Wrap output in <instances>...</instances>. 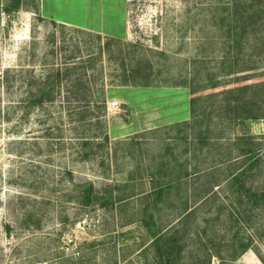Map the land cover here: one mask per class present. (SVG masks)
<instances>
[{"label": "rangeland", "instance_id": "rangeland-1", "mask_svg": "<svg viewBox=\"0 0 264 264\" xmlns=\"http://www.w3.org/2000/svg\"><path fill=\"white\" fill-rule=\"evenodd\" d=\"M11 1L0 0V264H155L156 232L173 225L185 196L227 174L229 164L220 161L243 134L261 144L251 183L264 188V119L232 124L217 96L202 103L206 114L196 123L209 145L195 138L197 131L190 137L184 126L175 127L190 120L191 98L236 86L192 94L175 85L203 86L207 74L220 71L218 20L212 19L219 0H35L38 11L21 0L20 10L7 13ZM241 56L238 67L255 68L242 85L264 81V53L244 48ZM87 59L95 61L85 70L89 104L68 103L72 88L63 81L52 103L31 105L53 69ZM122 61L148 69L135 78L158 86L119 84ZM111 101L119 109L109 111ZM80 111L98 118L78 122ZM213 163L219 171L209 177ZM184 172L189 176L178 192L156 202L152 191ZM87 183L104 196L111 190L114 203H80L79 187ZM218 188L212 212L200 206L199 220L227 202L229 191ZM222 235L229 237L218 233L221 247ZM244 236L250 249L229 264H264V209L254 211Z\"/></svg>", "mask_w": 264, "mask_h": 264}, {"label": "trees", "instance_id": "trees-1", "mask_svg": "<svg viewBox=\"0 0 264 264\" xmlns=\"http://www.w3.org/2000/svg\"><path fill=\"white\" fill-rule=\"evenodd\" d=\"M21 4V0H12L4 6L3 10L7 13L16 12L21 9ZM31 4L32 9L38 11L37 2L31 0ZM214 14L212 19L218 20V25L215 28L219 33L216 43L221 46L220 71L215 77H210L207 74L205 79H202L203 86L194 87V80L193 83L183 80L175 84L189 88L192 94L202 90L216 89L223 85L227 86L233 83L236 85L219 93L191 98L189 101L190 120L180 123L181 125L176 124L177 128L184 126L190 137L197 131L195 138L205 145H209L208 141L206 137H202L203 132L201 129H197L196 123L198 124L206 114V108L202 103L209 98L222 97L220 109H223L226 115L229 114L232 124L236 125L246 120L264 119V81L242 85L245 80L251 78V74H253L251 72L255 68L250 65L238 67V60L242 57L244 48L248 52H256L257 55L264 53V0H230L227 4L219 0L218 3H214ZM52 24L56 23L53 21ZM113 42L112 40L105 44L108 53L111 46L115 44ZM122 51V49L118 50L120 53ZM84 63L74 64L73 67L64 70L53 69V72L47 74L44 80L39 83L31 105L42 107L46 103H52L56 95H60V86L63 81L70 82L69 88H72L65 97L68 103L73 101L82 106L89 104L93 94L88 89L90 80L85 79V70L94 66L95 61L87 59ZM139 65L127 68L122 61L123 77L119 79V84L123 86H158L144 76L141 80L135 78V74L148 70ZM79 68L83 70L81 73L77 72ZM196 71L193 79L199 75V70ZM224 78H230L229 84L227 81H222ZM103 94L101 92L99 96V98L102 97L101 103H104ZM90 116L94 115L80 111L77 121L85 122ZM182 138L186 139L187 136ZM192 138L194 139V137ZM231 145L226 157H222L220 161L221 164L224 162L229 164L227 174L221 180L204 183V190H197L185 196L186 200L182 202V208L174 218L173 225H169L170 227L166 231L156 232L151 242L155 250V264H212L213 257L219 260V264H229L235 262L241 254L250 249L251 241L244 234L250 228L254 211L264 209V188L254 187L251 183L252 177L255 176L259 168L261 144L251 135L243 134L237 136ZM215 163L211 167L214 170H207V176L211 177L214 172L219 171ZM188 176L187 172L182 175L177 174L163 187L154 189L152 192L156 202L164 201L165 197L172 196L173 190L178 192L183 179ZM221 185H224L230 193L226 197L228 203H220L215 209L214 217L205 215L199 220V207L208 208L206 214L212 212L213 206L219 199L218 191H215V188L219 187V190ZM177 192L175 195L179 198ZM104 193L105 196L92 184L87 183L79 187L77 198L83 205H98L104 208L113 204L116 197L111 190H105ZM117 198L118 201L124 199L123 197ZM221 230H224L229 236L227 240L223 235L220 236L219 240L224 241L222 247L216 241ZM261 261L264 263V259L261 258Z\"/></svg>", "mask_w": 264, "mask_h": 264}, {"label": "built area", "instance_id": "built-area-1", "mask_svg": "<svg viewBox=\"0 0 264 264\" xmlns=\"http://www.w3.org/2000/svg\"><path fill=\"white\" fill-rule=\"evenodd\" d=\"M120 105L117 101H111V102H108L107 103V109L110 111V110H113V109H119Z\"/></svg>", "mask_w": 264, "mask_h": 264}, {"label": "crops", "instance_id": "crops-1", "mask_svg": "<svg viewBox=\"0 0 264 264\" xmlns=\"http://www.w3.org/2000/svg\"><path fill=\"white\" fill-rule=\"evenodd\" d=\"M186 121V120H185Z\"/></svg>", "mask_w": 264, "mask_h": 264}]
</instances>
